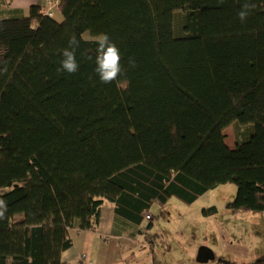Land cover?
<instances>
[{
    "label": "trees",
    "instance_id": "16d2710c",
    "mask_svg": "<svg viewBox=\"0 0 264 264\" xmlns=\"http://www.w3.org/2000/svg\"><path fill=\"white\" fill-rule=\"evenodd\" d=\"M48 1L0 0V264H64L71 231H97L106 204L148 229L154 205L233 184L228 209L264 213V0ZM101 33L126 69L110 84Z\"/></svg>",
    "mask_w": 264,
    "mask_h": 264
},
{
    "label": "rangeland",
    "instance_id": "374dc122",
    "mask_svg": "<svg viewBox=\"0 0 264 264\" xmlns=\"http://www.w3.org/2000/svg\"><path fill=\"white\" fill-rule=\"evenodd\" d=\"M234 125L226 131L230 146H235ZM236 192L235 185L226 184L207 192L193 204L172 198L165 207L154 205L150 212L154 217V242L174 247L173 264H202L196 260L201 247L211 249L215 255V260L205 264L220 261L252 264L263 259L264 213H236L228 209L227 203L234 200ZM213 207L217 213L204 212Z\"/></svg>",
    "mask_w": 264,
    "mask_h": 264
},
{
    "label": "crops",
    "instance_id": "0c3cea01",
    "mask_svg": "<svg viewBox=\"0 0 264 264\" xmlns=\"http://www.w3.org/2000/svg\"><path fill=\"white\" fill-rule=\"evenodd\" d=\"M48 2L13 0L11 7L27 12L35 4L47 7ZM106 205L110 206L105 208ZM106 205L97 231H71L73 246L62 254L64 264H173L176 258L171 251L174 247L154 242V230L146 228L147 221L133 225L118 217L113 205Z\"/></svg>",
    "mask_w": 264,
    "mask_h": 264
},
{
    "label": "clouds",
    "instance_id": "9594fccd",
    "mask_svg": "<svg viewBox=\"0 0 264 264\" xmlns=\"http://www.w3.org/2000/svg\"><path fill=\"white\" fill-rule=\"evenodd\" d=\"M255 5L245 3L238 12L239 19L243 22L250 14V8ZM96 43L95 72L101 83L110 84L122 76L126 69L121 64V53L119 48L106 33L98 34L93 41ZM80 46V40L75 35L70 37L68 47L62 50L63 59L60 61L58 71L75 74L79 70V62L76 59V50ZM91 59V57H89ZM131 62V61H130ZM7 206L5 201L0 200V219L4 218Z\"/></svg>",
    "mask_w": 264,
    "mask_h": 264
},
{
    "label": "water",
    "instance_id": "95a60500",
    "mask_svg": "<svg viewBox=\"0 0 264 264\" xmlns=\"http://www.w3.org/2000/svg\"><path fill=\"white\" fill-rule=\"evenodd\" d=\"M198 263H208L209 261L215 260V255L213 251L207 247H201L198 250L197 258H196Z\"/></svg>",
    "mask_w": 264,
    "mask_h": 264
},
{
    "label": "built area",
    "instance_id": "2783aa9c",
    "mask_svg": "<svg viewBox=\"0 0 264 264\" xmlns=\"http://www.w3.org/2000/svg\"><path fill=\"white\" fill-rule=\"evenodd\" d=\"M49 4H50V6H49V8H48L47 14H48L49 16H54V15H53V13H54V11H55V9H54V5L51 4V3H49Z\"/></svg>",
    "mask_w": 264,
    "mask_h": 264
}]
</instances>
